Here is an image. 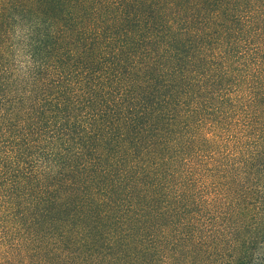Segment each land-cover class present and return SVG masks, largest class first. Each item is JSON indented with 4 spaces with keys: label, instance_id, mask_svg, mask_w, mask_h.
<instances>
[{
    "label": "trees",
    "instance_id": "16d2710c",
    "mask_svg": "<svg viewBox=\"0 0 264 264\" xmlns=\"http://www.w3.org/2000/svg\"><path fill=\"white\" fill-rule=\"evenodd\" d=\"M0 264H264V0H0Z\"/></svg>",
    "mask_w": 264,
    "mask_h": 264
}]
</instances>
